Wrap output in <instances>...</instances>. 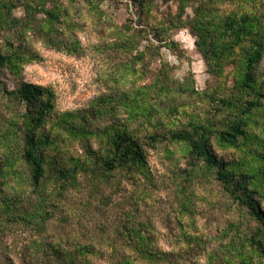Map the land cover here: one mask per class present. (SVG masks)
Listing matches in <instances>:
<instances>
[{"label":"trees","instance_id":"trees-1","mask_svg":"<svg viewBox=\"0 0 264 264\" xmlns=\"http://www.w3.org/2000/svg\"><path fill=\"white\" fill-rule=\"evenodd\" d=\"M48 1L0 0V76L6 72L19 79L28 64L39 60L31 44L33 37L49 49L83 55L71 13L82 0H63L52 8ZM84 1L95 5L94 0ZM190 1L177 0L178 17L170 26L154 30L159 37L165 39V33L178 27ZM134 3L136 25L143 26L151 11L149 4L146 0ZM20 7L23 17L15 13ZM262 9L264 0H200L190 20L196 47L210 70L224 75L227 67H233L235 81L223 97L206 95L203 99L205 95L192 85L158 79L128 93L103 97L100 104L94 103L83 112L59 114L52 87L20 82L11 89L0 80V108L12 110L0 128V237L16 226L35 231V238L24 244L23 264H95L96 259L114 264H155L159 254L151 246L152 239L133 227L126 228L127 234H102L99 240L70 245L42 237L52 215L48 179L55 183L56 196L86 184L98 197L121 173L146 176L148 152L162 146L165 150L179 146L190 161L192 174H212L225 195L246 213L242 217L246 215L257 225L253 234L245 235L242 249L236 247L241 237L225 234L224 238L230 237L224 245L227 253L235 251L241 264H252L254 256L264 255ZM134 24V19L129 20L124 32L117 34L124 47L130 48L137 41ZM125 80L122 76L114 82L120 85ZM176 96L209 101L216 112L214 118L183 124L178 120L181 110L174 106ZM120 113H125L126 119H121ZM217 149L238 151L240 159L219 158ZM199 164L203 168H198ZM117 238H126L122 243L132 245L130 255L116 249ZM1 242L0 238V250Z\"/></svg>","mask_w":264,"mask_h":264},{"label":"rangeland","instance_id":"rangeland-1","mask_svg":"<svg viewBox=\"0 0 264 264\" xmlns=\"http://www.w3.org/2000/svg\"><path fill=\"white\" fill-rule=\"evenodd\" d=\"M94 1L91 7L82 0L76 5L77 11L71 12L76 35L84 49L81 57L49 49L41 39L33 37L31 44L39 60L28 64L19 79L4 72L0 80L11 89L20 82L52 87L57 94L59 114L83 112L94 103L100 104L103 97L128 93L135 87L152 85L158 79L192 85L205 95L203 99H207L206 95L223 97L230 93L235 81L233 67H227L224 75L217 74L210 70L196 47L190 20L200 0L190 1L182 21L164 34L165 39L154 30L170 26L171 20L178 17L177 0H146L151 11L143 26L136 25L134 0ZM48 2L52 8L56 2L63 4L64 1ZM15 13L18 17L24 16L22 7ZM131 19L135 20L137 41L127 48L121 45L117 34L124 32ZM122 76L126 80L117 85L114 80ZM176 98L174 106L180 108L178 120L183 124L214 118L216 114L211 110L213 107H209V101L187 96ZM0 111L1 128L12 110L0 108ZM119 117L126 119V114L120 113ZM165 148L148 152L146 176L121 173L117 181L104 186L103 194L98 197L86 184L56 196L55 183L48 179L46 190L53 202L52 215L42 238L79 244L99 240L102 234L110 237L117 236V232L127 234L126 228L133 227L152 239L151 246L159 254L155 264H241L235 251L231 256L225 250L230 237L224 238V235L231 233V236L241 237L236 247L242 249L245 235L253 234L257 225L246 215L242 217L244 211L225 195L212 174H192L190 161L179 146ZM216 155L238 160L241 153L217 149ZM198 168L203 165L199 164ZM190 175L194 177L191 179ZM34 235L35 231L21 226L2 234L0 264H23L24 244ZM124 239L117 238L115 247L130 255L132 245L122 243ZM251 263L264 264V255L254 256ZM95 264L114 263L96 259Z\"/></svg>","mask_w":264,"mask_h":264}]
</instances>
